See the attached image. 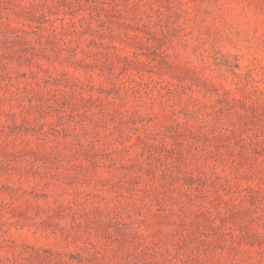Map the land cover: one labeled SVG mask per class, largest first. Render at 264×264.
<instances>
[{
	"label": "rangeland",
	"instance_id": "1",
	"mask_svg": "<svg viewBox=\"0 0 264 264\" xmlns=\"http://www.w3.org/2000/svg\"><path fill=\"white\" fill-rule=\"evenodd\" d=\"M0 264H264V0H0Z\"/></svg>",
	"mask_w": 264,
	"mask_h": 264
}]
</instances>
